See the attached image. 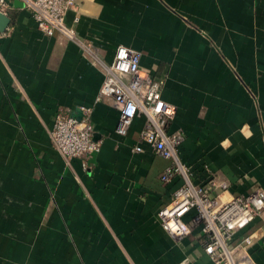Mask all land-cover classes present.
I'll return each instance as SVG.
<instances>
[{"label": "crops", "instance_id": "crops-1", "mask_svg": "<svg viewBox=\"0 0 264 264\" xmlns=\"http://www.w3.org/2000/svg\"><path fill=\"white\" fill-rule=\"evenodd\" d=\"M74 2V39L44 34L16 1L0 31V264H214L199 225L182 239L161 226L182 180L161 181L170 160L149 145L134 151L146 117L120 135L117 109L97 97L117 46L139 51L141 74L177 106L169 130L183 133L191 178L227 180L223 200L264 190V0ZM82 107L101 142L91 168L50 137L57 110ZM240 244V264H264V211Z\"/></svg>", "mask_w": 264, "mask_h": 264}, {"label": "built area", "instance_id": "built-area-1", "mask_svg": "<svg viewBox=\"0 0 264 264\" xmlns=\"http://www.w3.org/2000/svg\"><path fill=\"white\" fill-rule=\"evenodd\" d=\"M15 0H0V13L8 14ZM35 18L38 28L46 35L59 33L74 39L75 30L68 26L65 16L74 8V0H17ZM141 53L131 47L118 45L112 61L107 64L98 101L107 102L117 109L119 118L116 132L125 136L138 115L146 122L133 149L143 151V144L169 159L161 173V181L170 183L180 178L171 200L158 212L161 226L173 237L182 239L199 225L204 235V250L214 264H240L238 251L242 244L232 246L236 232L247 227L264 211V190L256 189L249 194L232 195L223 200L221 195L229 190V182L208 171L205 179L191 178V168L178 156L183 133L170 131V123L177 115V106L164 99L161 82L143 76L140 69ZM77 118L69 111L59 109L50 130L52 146L67 160L79 158L84 168H91V160L100 150L101 142L94 139L91 107H82ZM212 192L216 195L213 196ZM190 217V219H188ZM252 242L245 236L243 243ZM251 258L247 255L244 258ZM254 264V262H253Z\"/></svg>", "mask_w": 264, "mask_h": 264}, {"label": "water", "instance_id": "water-1", "mask_svg": "<svg viewBox=\"0 0 264 264\" xmlns=\"http://www.w3.org/2000/svg\"><path fill=\"white\" fill-rule=\"evenodd\" d=\"M15 1L23 5L22 2L17 1V0ZM9 23H10V17L7 14L0 13V31L1 32L6 30Z\"/></svg>", "mask_w": 264, "mask_h": 264}]
</instances>
